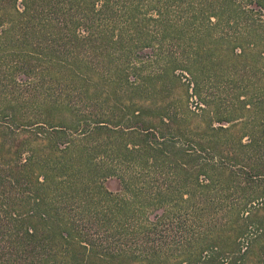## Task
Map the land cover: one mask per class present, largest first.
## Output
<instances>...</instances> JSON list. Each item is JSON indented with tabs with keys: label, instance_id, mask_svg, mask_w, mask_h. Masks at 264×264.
<instances>
[{
	"label": "trees",
	"instance_id": "1",
	"mask_svg": "<svg viewBox=\"0 0 264 264\" xmlns=\"http://www.w3.org/2000/svg\"><path fill=\"white\" fill-rule=\"evenodd\" d=\"M176 7L196 11L175 21ZM249 14L237 0H0V264H264L250 181L239 190L225 162L236 120L202 96L219 41L259 36ZM230 15L252 26L221 36L213 19ZM182 78L201 117L170 98ZM259 143L240 140V161Z\"/></svg>",
	"mask_w": 264,
	"mask_h": 264
},
{
	"label": "rangeland",
	"instance_id": "2",
	"mask_svg": "<svg viewBox=\"0 0 264 264\" xmlns=\"http://www.w3.org/2000/svg\"><path fill=\"white\" fill-rule=\"evenodd\" d=\"M237 1H240L244 11L250 12L249 16L254 18L255 29H259L257 30L259 36H255V39L250 38L247 42H242L243 45L241 47L240 43L233 40V44L230 45L228 50L225 48L226 43L219 41L214 59L219 62L220 80L212 92L207 90L202 96L204 95L208 101H218L223 117L228 111L232 114L230 116L231 119L236 120L233 123L235 127L231 131L232 139L237 147L236 156L234 155L225 162L229 166H235L234 169L239 174L238 181L235 184L239 190L242 191L244 187V185L240 184V181L243 180L242 182H245L248 181L246 178L249 179L250 183L246 185L247 190L244 189L246 194L243 200L247 203L249 210H252L258 219L260 221L263 220L264 223V196L262 194L264 178L258 177V179H255L253 176L251 177V175L259 173L264 177V8L256 6L251 0ZM190 9L189 11L184 10V7L182 9H177L176 7L175 9L172 8L171 13L172 16H175V21H181L185 20L184 18H193L196 10L192 7ZM197 16L202 19L198 13ZM238 17L230 15V21L227 22V16H225V20L222 23H218V20L213 19V22L217 23L218 33L221 36H223L222 34L229 35L231 39H234L239 37L240 33L247 31L248 25L252 26V20L250 21L246 17L241 19ZM200 22L194 23L192 26L206 27L203 19ZM233 54H237L239 58L232 57ZM223 56H226V58H223ZM228 70H231V72H228ZM169 95H171L170 98H173V100L175 98L179 107L181 105H189L192 110L196 108V114L201 117L200 109L205 108V106H202L200 97L194 95L193 85L189 83V80L187 81V78H182L181 83L173 85L169 89ZM244 105L247 106L245 109L243 108ZM96 112L93 111L94 114ZM253 139H257L260 143L256 148H253L252 155L249 156H252L251 159L243 163L240 161L242 157V151L239 149L240 140H243L244 143H249ZM106 187L110 191L116 192L120 188V184L114 179L108 181ZM241 194L239 193L238 197L237 195L232 196L231 202H236V199Z\"/></svg>",
	"mask_w": 264,
	"mask_h": 264
}]
</instances>
